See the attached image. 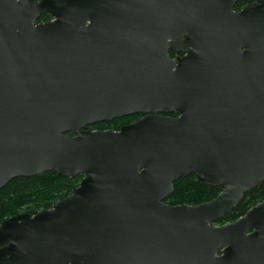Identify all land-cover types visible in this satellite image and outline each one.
Masks as SVG:
<instances>
[{"label":"water","instance_id":"95a60500","mask_svg":"<svg viewBox=\"0 0 264 264\" xmlns=\"http://www.w3.org/2000/svg\"><path fill=\"white\" fill-rule=\"evenodd\" d=\"M236 2L0 0V189L84 175L0 264H264V201L214 225L264 182V0ZM190 174L223 191L165 203Z\"/></svg>","mask_w":264,"mask_h":264},{"label":"trees","instance_id":"16d2710c","mask_svg":"<svg viewBox=\"0 0 264 264\" xmlns=\"http://www.w3.org/2000/svg\"><path fill=\"white\" fill-rule=\"evenodd\" d=\"M248 0H238L235 9H241ZM49 15L41 16L37 22L50 20ZM170 55H174L171 51ZM142 114L125 116L111 122H101L92 125L94 128L114 126L113 130H120L124 125L139 119ZM84 175L74 178L59 176L57 172L49 171L33 177H18L0 189V225L17 214H37L39 211L51 209L53 204L72 193ZM174 192L165 203L176 205L196 206L214 200L222 191L223 186H210L199 182L196 174L180 178L174 182ZM264 201V182L245 193L243 200L236 207L214 225H225L244 216L248 210Z\"/></svg>","mask_w":264,"mask_h":264},{"label":"flooded vegetation","instance_id":"af4514ba","mask_svg":"<svg viewBox=\"0 0 264 264\" xmlns=\"http://www.w3.org/2000/svg\"><path fill=\"white\" fill-rule=\"evenodd\" d=\"M238 1V0H237ZM237 3V2H236ZM247 4V3H246ZM236 5V4H235ZM246 6V5H245ZM244 6V7H245ZM244 7H242L241 9H235L236 11H240V10H242ZM47 21V20H46ZM171 51H173L174 52V55L172 56V55H170L172 58H174L175 56H177V55H180V56H184L185 55V53H183V52H175L174 50H170L169 51V54H170V52ZM166 115H169V116H177V114L175 113V112H173V113H170V114H166ZM88 128H92V129H94V130H98V129H95L93 126H90V127H88Z\"/></svg>","mask_w":264,"mask_h":264},{"label":"rangeland","instance_id":"374dc122","mask_svg":"<svg viewBox=\"0 0 264 264\" xmlns=\"http://www.w3.org/2000/svg\"><path fill=\"white\" fill-rule=\"evenodd\" d=\"M134 122V121H133ZM109 126H103L102 128L98 129V128H95V129H98V130H113V127L114 126H110V128H108Z\"/></svg>","mask_w":264,"mask_h":264}]
</instances>
